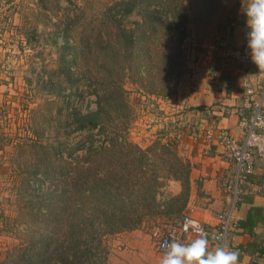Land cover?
Returning <instances> with one entry per match:
<instances>
[{"label":"rangeland","instance_id":"1","mask_svg":"<svg viewBox=\"0 0 264 264\" xmlns=\"http://www.w3.org/2000/svg\"><path fill=\"white\" fill-rule=\"evenodd\" d=\"M15 1V13L5 17L12 27L17 16L22 27L13 33L2 30L7 31L4 36L10 45L5 44L6 55L0 64V262L16 246H25L40 235L44 224L31 215V208L36 207L31 188L45 187L42 203L46 206L52 201L46 192L55 188H47L53 184L48 177L56 171L55 183L60 182L55 185L60 186L61 169H69L64 162L69 152L78 158L86 156V148L81 146L91 132L77 130L73 115L96 111L97 93H103L120 68L127 76L126 116L120 118L111 109L104 118L107 127L94 129L92 138L98 145L107 132L109 137L122 133L143 149L160 142L157 157L151 156L157 168L152 171L168 175L177 159H190L195 143L205 134L191 104L199 74L215 70L221 59L236 53L239 63L249 60L248 50L231 44L249 0H138L137 10L129 16H122V8L117 6L120 0ZM147 8L170 13L171 21L164 17L158 24V35L151 34L150 20L145 21ZM140 26L146 30L145 37L127 50L120 30L130 32ZM88 35L98 42L100 38L111 41L110 54L95 46L88 58L81 56L78 62L75 55L86 50L81 38ZM148 47L154 51L153 59ZM118 51L121 56H112L111 52ZM126 53L130 59H123ZM261 105L256 103L253 110ZM243 117L241 114L239 125L245 130ZM123 121L129 125L122 132L118 124ZM166 143L171 145L170 152L160 147ZM55 147L63 150L65 160H56ZM37 164L44 169L39 181L34 176ZM158 181L162 184L157 185L156 209H145L143 224L104 236L106 264H161L165 254L160 251V241L190 211L192 187L191 179L187 188L185 182L172 178Z\"/></svg>","mask_w":264,"mask_h":264},{"label":"trees","instance_id":"2","mask_svg":"<svg viewBox=\"0 0 264 264\" xmlns=\"http://www.w3.org/2000/svg\"><path fill=\"white\" fill-rule=\"evenodd\" d=\"M138 5V0L117 2V6L122 8L120 11L122 16L134 13ZM164 11L156 8L145 9L144 17L145 21L150 20L151 34L158 35L160 33L158 24L164 21V17L170 18V13L166 14ZM113 24L115 26L117 22L113 21ZM145 35L146 30L141 26L130 32L128 30L119 32V37L124 41L127 50L140 44L141 37L144 38ZM92 36L94 35L81 38V41L86 43V50L82 53L77 52L75 56H78L76 59L78 62L82 61L81 56L88 58L95 46L105 49L103 53L110 54L111 41L100 38L98 42L97 38ZM140 47L143 48L142 45ZM169 52H173L172 47L169 48ZM163 53L166 57L167 50L165 49ZM111 54L116 57L122 55L119 51ZM148 54L150 59H153L151 57L154 56V51L150 50V47ZM128 56L131 57L126 53L123 59ZM126 77L120 68L116 77L109 81V84L106 83L103 93H97L98 109L73 115L77 130L91 132L81 146L86 148V156L74 157L75 152L72 151L69 152L68 161L63 157V150L59 147L53 148L52 154L57 157L56 160L64 159L69 169H61L60 186L55 185L60 182L55 183L56 171L53 173L55 176L48 177L53 184L47 188L56 189L46 192L52 198L46 206L42 203L45 187L31 188V197L33 200L36 199V207H32L30 212L34 219L44 224L41 233L37 239L32 238L25 246H16L0 264H106L104 236L121 233L143 224L145 209L149 211H153L154 207L156 209L159 192L157 185L162 184L158 180L172 178L185 182V188L188 187L192 169L190 160L177 159L168 175L152 171L157 168L153 164L155 159L153 160L151 156L157 157V143L160 142L143 149L131 143L122 133L109 137L107 132V137L105 136L98 145L92 138L94 129L100 127L102 130V127L104 129L107 127L108 121L105 122L104 118L109 115L111 109L116 110L118 117L125 118L124 112L128 108L124 87ZM110 84L111 87L108 88ZM252 113L251 109L249 113L243 115L250 116ZM118 125L123 132L129 124L123 121ZM101 134L104 135L103 132ZM160 147L163 152L171 151V145L167 143ZM42 173L44 174V169L39 167L35 169L34 176L39 178L37 181L43 179L38 177ZM44 207L47 209L46 212H43ZM261 217H264V208L257 207L250 211L246 220L239 221L237 227L250 232Z\"/></svg>","mask_w":264,"mask_h":264},{"label":"crops","instance_id":"3","mask_svg":"<svg viewBox=\"0 0 264 264\" xmlns=\"http://www.w3.org/2000/svg\"><path fill=\"white\" fill-rule=\"evenodd\" d=\"M15 3V0H0V64L6 55L5 44L10 45L4 36L7 31L2 30L11 29L13 33L18 26L22 27L17 16L12 27L5 17V14L15 13ZM246 20L243 11L231 44L249 51L247 63H239L236 53V56L221 59L215 70L205 69L199 74L191 100L193 114L206 130L204 137L195 143V152L189 156L192 193L188 205L190 211L185 214L194 215L213 231L220 227L223 216H230L231 222L238 224L248 218L251 210L264 208V160L256 159L253 173L245 181L238 182L236 164L222 139V132L227 131L238 141H243L246 133L239 125L240 115L249 113L258 102L264 104V69H260L251 58ZM199 238L204 237L184 235L182 244L187 245ZM205 239L208 252L220 249V244ZM225 250L239 253L237 264H264V217L250 232L244 228H232ZM2 255L0 249V259Z\"/></svg>","mask_w":264,"mask_h":264},{"label":"built area","instance_id":"4","mask_svg":"<svg viewBox=\"0 0 264 264\" xmlns=\"http://www.w3.org/2000/svg\"><path fill=\"white\" fill-rule=\"evenodd\" d=\"M244 60V59H243ZM242 62L245 63V60ZM259 109L253 110L250 116H244L241 124L245 127L246 137L243 141H238L229 132L222 133V139L231 151L232 157L238 164L237 181H245L253 173L256 156L264 160V104ZM230 216H223L218 229L212 230L194 215L185 214L182 220L172 226L161 239L159 248L165 254L163 248L164 241L171 243L172 240L180 243L184 235H199L220 244V248L225 249L226 241L232 228L237 227L231 222ZM195 221V225H193Z\"/></svg>","mask_w":264,"mask_h":264},{"label":"clouds","instance_id":"5","mask_svg":"<svg viewBox=\"0 0 264 264\" xmlns=\"http://www.w3.org/2000/svg\"><path fill=\"white\" fill-rule=\"evenodd\" d=\"M247 18V47L251 58L260 69H264V0H249L244 9ZM195 225V221L192 222ZM165 255L161 264H237L239 253L223 248L208 252V242L199 238L184 245L172 240L164 241Z\"/></svg>","mask_w":264,"mask_h":264}]
</instances>
